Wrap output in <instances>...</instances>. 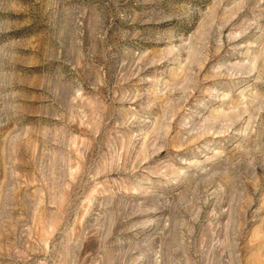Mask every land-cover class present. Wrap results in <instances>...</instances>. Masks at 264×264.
I'll list each match as a JSON object with an SVG mask.
<instances>
[{
	"label": "rangeland",
	"instance_id": "374dc122",
	"mask_svg": "<svg viewBox=\"0 0 264 264\" xmlns=\"http://www.w3.org/2000/svg\"><path fill=\"white\" fill-rule=\"evenodd\" d=\"M0 264H264V0H0Z\"/></svg>",
	"mask_w": 264,
	"mask_h": 264
}]
</instances>
